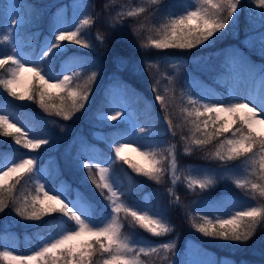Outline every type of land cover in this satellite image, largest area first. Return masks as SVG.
Listing matches in <instances>:
<instances>
[{
  "label": "snow or ice",
  "instance_id": "6c2138e0",
  "mask_svg": "<svg viewBox=\"0 0 264 264\" xmlns=\"http://www.w3.org/2000/svg\"><path fill=\"white\" fill-rule=\"evenodd\" d=\"M150 3L158 5L160 0H150ZM3 4L4 0H0V5ZM256 5L257 8L264 9V0H256ZM88 6L79 4L77 8ZM7 7L9 9L6 16L8 33L3 34V42L12 44L13 54H0V68L9 62L12 67L8 70L7 78H0V86L16 100L35 101L49 115L54 113L65 121L72 119L75 113L85 108L91 96L90 86L80 89L79 86L73 87L72 81L90 70L91 75L87 77V80L91 84L98 78L103 68L91 57L75 56V54L71 64L63 60L57 67V60L69 52L70 44L84 49H95V44L86 39L87 32L82 29L98 22L99 17L94 19L92 15H87L72 27L54 25L52 28L54 41L46 38L36 59H21L18 58L19 50L12 40L11 33L16 28H22L27 17L15 11L18 7L16 3L13 2ZM101 11L108 12L110 8L105 4ZM241 11L242 0H195V5L189 2L187 6L175 4L170 7L161 6L151 12L148 7H136L127 11L122 7L111 21L106 22L109 23L114 34L122 35L126 18L150 13V18L161 17L159 26L156 28L160 38H150L147 45H141L142 48L151 47L161 52L169 49L190 51L212 46L219 37L224 35L227 28L238 23ZM0 18H5L3 9H0ZM250 27L251 32L246 38L254 45L258 44L260 50L264 52V11L258 13V19L252 21ZM133 31L135 32L136 29L134 28ZM97 39L101 44L105 42L103 36H98ZM192 59L198 62L202 58L194 56ZM113 60L123 66L124 58L119 53L114 54ZM159 62L170 65L178 72L184 59L165 52ZM142 63L144 68H138L137 71L150 69L154 62L146 60ZM69 71L71 74H66ZM213 71L218 77L224 79L225 87L230 89L229 99H206L205 93L196 92L189 77L182 78L183 88L188 91H182L181 96H188L187 104L190 107H185L181 111L186 116L187 122L195 129L191 145L194 148H201L219 139L220 143L214 156L225 163L243 158L255 165L258 157L259 176L261 180H264V65L257 69L243 56L229 54L223 57ZM22 72L32 74L34 85L24 93L16 90ZM166 78L170 84L180 83L172 73H168ZM158 84L159 81H156L151 88L155 94L154 100L167 110L169 105L166 103V95L160 94ZM249 87L250 90L246 95L239 94L241 88ZM166 93L167 89H165ZM13 111L14 109L6 101L0 103V135L13 136L14 145H19L28 151L11 156L0 154V213H3L11 202L16 215L24 220L40 221L45 216L59 214L62 221L67 218V222H74V226L63 230L57 236L50 237L38 250H33L31 255H13L12 251L5 250L0 251V260L8 264H143L141 255L149 256L163 251L172 253L171 264H181L175 259L179 254L174 251L176 248L174 242L153 243L134 231L139 228L153 237H160L171 232L173 228L167 219L166 210L158 206H137L134 201L129 203L122 201L120 199L122 194H119L115 187L116 178L109 175L107 166H100L99 158L90 149L82 150L75 159L80 162L82 169L88 171L87 179L95 185L100 196L107 200L108 204L101 207L99 201L79 190H77L76 199H70L67 195L70 186L66 185L57 189L51 179L53 170L37 167L38 150H41L42 146L55 145L58 138L51 134L32 136L30 130L22 125L17 126L18 121L13 117ZM124 115L123 110L115 111L114 115L98 113L97 120L105 126H107L106 121H115L118 126L123 123ZM144 131L143 127L139 128V132ZM168 133L175 136L171 120H167V128L162 135ZM105 142L111 150H114V159L128 164L137 174L158 183L165 175L173 185L178 182L177 152L174 145L168 146V155L164 160L157 159L155 151L141 152L140 155L148 162L146 166L141 167L122 155L133 141L108 138ZM192 151L193 147H185L186 153ZM17 152L18 149H14V153ZM106 159L109 162L113 160L110 156ZM94 167L99 176L98 179L92 174ZM55 171L59 173L58 166ZM199 171L192 169L185 178L189 189L198 186L201 190H205L214 184V178L210 176L204 179L193 178L192 172L199 174ZM24 173H28L29 179L34 180L35 195L17 198L15 188L21 183V175ZM9 180H12V183H9ZM234 183L236 187L245 189L249 185L245 179H235ZM250 191L264 198V184L251 183ZM168 192L169 196H172L173 189L170 188ZM172 202L179 204V197H174ZM203 206L210 207L217 214L209 218L206 213L197 210V215L192 217L191 227L204 237L232 242L237 249L245 246L259 228H264V207L251 206L239 201L233 202L227 209L219 201H206ZM122 212L125 214V219L129 221L127 225L121 219ZM224 215H227L226 219L222 218ZM197 218L199 223L196 222ZM125 226L130 230L127 236L123 235L122 231ZM84 235L94 239L82 241L81 237ZM97 255L102 258V262L94 261ZM162 259L167 261L169 257L165 255ZM183 264H236V262L224 257L214 260L186 261ZM240 264H248V262L242 260Z\"/></svg>",
  "mask_w": 264,
  "mask_h": 264
},
{
  "label": "trees",
  "instance_id": "16d2710c",
  "mask_svg": "<svg viewBox=\"0 0 264 264\" xmlns=\"http://www.w3.org/2000/svg\"><path fill=\"white\" fill-rule=\"evenodd\" d=\"M64 1H66L69 7H71L70 0H21L27 17L25 25L21 28L22 32H39L34 35L31 42L38 43L47 36H54L52 32V28L54 26L52 18L53 12L54 9L60 7ZM182 1L183 0H160L158 5H149L146 7H148L151 12V10L161 6L170 7L174 4L180 5V2ZM85 4L89 5L86 7L87 15H92L94 19L99 17L98 22L94 23L90 27H85L82 30L87 32L86 39L94 42L97 52L93 53V51L89 49H84L71 44L69 45V52L90 51L93 55H95L92 60L101 65L103 70L99 72L98 78L94 82H91V84L87 80V77L91 75L90 70L85 71L79 78L72 81V86H79L80 89H86L90 86L91 96L85 108L80 112L75 113L73 118L66 122H73L77 127H85L86 121L84 118H95L94 112L96 113L97 110L100 109L106 102L108 96L107 87L110 85H116L117 87L122 88L127 99L131 101L137 109H141L143 111V116L157 115L158 119L166 126V128L167 120H171L175 136L173 137L171 133H168L166 136L169 138L171 143L170 146H175L177 159H181L183 161L206 162L213 166L222 168L237 165L242 167L245 166L247 169L251 170L253 177L256 179V183L264 184V180H261L259 176L258 157L256 158L257 163L255 165L251 164L249 161H245L243 158L227 163L215 158L214 154L220 143L219 139L213 140L211 143L201 148H194L193 146V151L189 154H183L180 152L178 150V146H182V143L188 139L191 140L195 132V129L187 122L186 116L182 114L181 111L185 107H190L187 104L188 96L184 95L182 97V91L178 93L179 96L172 100L173 110L171 111V114H169L168 119L163 112L166 110H162L159 104L153 100L154 94L151 91L152 85L147 74L142 71H137L136 69L139 67L135 64L136 58L140 56L161 57L165 55V52L173 56L188 58L194 56L202 57L205 55L214 56V54L217 53L218 56L215 60H219L221 62L224 53H226L229 48L241 47L246 53H248L253 64L261 63L264 65V52L260 50L259 45H254L249 42L248 39L242 41L243 36L251 32V22L258 19V13L264 11V9L256 8V5H250L248 2L242 1V11L238 17V23L227 28L224 35L219 37L212 46L195 48L190 51L169 49L165 50V52H161L160 50H156L151 47L147 49L141 47V45H147L150 38H160L156 28L159 26L161 17L153 19L150 18V13H144L143 15L136 17L126 18L127 23L123 29V34H114L112 29L109 27V23L106 22L111 21L114 17L111 9L108 12L101 11L105 4L109 6L107 0H91V3L90 0H85ZM0 9H3V5H0ZM3 13L5 18H0V25H3L4 22L7 21L5 9H3ZM134 28L136 29L135 32L133 31ZM2 31L3 27H0V46L4 44L7 50H9L8 44L3 42V36L1 34ZM98 36H103L105 38V42L103 44H101V42L97 39ZM115 53H119L122 57L128 59V62L123 66L116 64L113 60ZM63 57L64 56L60 57V59ZM60 59L57 60V67L59 66ZM10 65L11 62L0 68V78H3V75L8 72ZM33 86L31 75L30 81L22 88L18 89L17 92L24 93ZM5 101L12 109H14L12 114H15V116L29 113L43 116H54L59 120L65 121L61 117L56 116L54 113L49 115L44 112L35 101L16 100L15 98L9 96L3 87L0 86V102L4 103ZM57 103H59V101H57ZM17 126L19 127L20 125ZM9 131L13 130L9 129ZM13 135H15L14 132ZM226 135L230 136V134ZM97 141L105 145L102 140ZM67 143L68 141L66 143L57 142L51 147L42 146V149L38 150L39 163L45 164V162L48 161L51 170H53L52 180L54 182L65 179L70 183V193H72L74 186H77L81 191L88 193L94 199L99 201L101 207H103L107 204V200L100 196L99 190L96 189L95 185L87 179L88 171L80 167V162L75 159L76 156H73L71 153H64V148ZM14 149H18V152L14 153ZM26 151L28 150L23 149L19 145H14L13 136L6 137L0 135V154H4L6 156L11 154L18 155ZM163 152L165 155L166 153L168 154V151L165 149H163ZM129 160L133 164H136L132 159ZM57 161L60 162L58 174L54 170V168L56 169L55 165L53 168V164ZM118 170H120V168H118ZM92 174L96 176L94 168L92 169ZM119 174L122 180L128 183V187L137 191L138 194L154 188L160 189L161 198L159 200L154 198L153 202L156 206L166 210L167 219L173 228L171 232L160 237H153L139 228L134 229L136 233L153 239L175 236L178 239L175 249L181 252H183L185 240L191 238L200 244L201 247L212 250L217 254L229 255L238 263H240L243 259L250 264H264V256H262V253H264V228H259L254 237L247 242L245 246L239 249L235 248L232 245V242L204 237L191 227L192 217L194 216L187 214V212H185L181 207L180 203L174 204L172 202L176 196H178L180 200L185 199L186 195H188V193L184 192L179 184L176 183L173 185L170 179H165L160 184L157 181H148L144 179L142 175L134 172L128 164H125L124 170L119 171ZM8 182L12 183V180H9ZM35 187L36 185L34 180L29 179L28 173H24L21 175V183L15 188V195L17 198H22L25 195H35ZM170 188L173 189L172 196H169L168 190ZM208 190H210L212 194H216L226 190L238 191L239 188L232 182L225 184L222 180H219L211 187V189H207L206 191ZM255 197L259 207H264V198L260 197L258 193L255 194ZM13 209L14 205L9 202L8 207L4 209V212L0 213V234L2 232H6L7 234L14 235L21 247H24L34 241L39 234L54 231L61 221L59 214H56L55 216H45L40 221H27L17 216ZM120 215L122 216V220H124L125 225H127L129 221L125 219V214L122 212ZM63 221L67 222V218H64ZM196 222H200L198 218L196 219ZM123 231L130 234V230L127 226H125ZM94 261L102 262V258L97 255L94 257ZM0 264H6V261L0 260Z\"/></svg>",
  "mask_w": 264,
  "mask_h": 264
},
{
  "label": "rangeland",
  "instance_id": "374dc122",
  "mask_svg": "<svg viewBox=\"0 0 264 264\" xmlns=\"http://www.w3.org/2000/svg\"><path fill=\"white\" fill-rule=\"evenodd\" d=\"M84 0H74L72 6L71 16H67V9L61 8L59 9L54 17V23L58 27H72L74 24H78L80 19H82L86 13L85 8H77V5L84 4ZM16 3L18 7L15 9L16 12L20 13L23 16H26V12L21 7L20 0H5V9L8 12V5L12 3ZM191 2L195 5V0H186L182 5L187 6L188 3ZM256 4V0H253ZM110 7L113 11L114 16L116 12L120 11L121 8L125 11L135 9L136 7H144L147 4H150V0H109ZM126 24V21H125ZM8 21L5 23V34L8 33ZM12 40L15 42V46L18 48V58L21 59H31L34 60L40 54L41 45L44 44L45 39L42 40L40 43H30L32 41V34H25L21 31L20 28H16L14 32L11 33ZM55 37H48V40L54 41ZM35 43V44H34ZM26 44V45H25ZM0 54L3 55H11L12 53V44L9 43V51L5 47V45L0 46ZM85 56L93 58L95 55L87 54L84 52H71L67 54L64 58H61V61L67 60L69 64H71L72 60L75 56ZM229 54H236L238 56H243L248 62L251 64L250 60L248 59V54L241 53V50H234L229 49L225 55ZM184 62L180 64L179 71L176 72L170 65L161 63L160 57L159 58H152V57H139L136 60V63L141 69L144 68L143 61H153L150 69L143 70L148 76L151 85L156 84V81H159L157 85L160 94L166 95V103L169 105L166 111H163L166 117L169 119V114H171L172 108V100L179 96V92L183 88V79L185 76L189 77L192 80L193 88L199 94L200 92L205 93L206 99L209 100H219L229 99V92L230 89L223 85V89H218L215 86V83L212 82L214 80L221 81L225 84L223 78L218 77L213 69L220 63L219 60H214L215 57L207 56L203 57L200 61L194 62L193 59L183 58ZM60 61V62H61ZM127 63V59L124 58L123 64ZM28 66V65H26ZM255 68L259 69L262 65H254ZM12 65L10 66V68ZM59 67V66H58ZM9 68V69H10ZM73 70H75V66L73 65ZM168 73H172L177 80L180 81L179 84H170L166 78ZM66 74H71V71L67 72ZM31 73L22 72L20 74V83L17 85L16 90L22 88L30 79ZM153 77L155 79H153ZM7 78V76H6ZM165 89H167V93L165 94ZM187 90V89H185ZM248 89L241 88L239 91L240 95H246ZM188 91V90H187ZM153 93V92H152ZM154 94V93H153ZM107 99L106 102L101 106L100 109L97 110L95 114V118H84L86 121L85 127H77L73 122L70 123H61L62 120H59L58 125L53 126H45L47 123L46 121H53L52 118L38 116L36 114L32 115L29 113L19 114L15 116L12 114L18 124L23 126L25 129L30 130L32 136H44L47 134H51L58 138L57 142L60 143H68L65 145L64 153H71L73 156H77L84 149H90L92 152L96 154V157L99 158V163L101 167L107 166L109 168V175L114 176L116 178V190L120 196V199L125 203L135 202L137 206L141 207H151L156 206L153 202V199H160L161 198V190L154 188L149 191H145L141 194H138L137 191L130 189L128 187V183L124 182L119 174V171H123L125 168V163L120 160H115V152L111 150L108 144L105 142L108 138H119L123 140H131L133 143L124 150L122 155L126 158L132 159L136 165L144 167L147 165V160L145 157L140 155L143 151H155L157 154V159L164 160V158L168 155L163 152L164 148H168L171 145L169 138L166 135H162L165 132V125L160 122L157 118V115H148L143 116V111L141 109H137L131 101L127 99L125 96L122 88L117 87L116 85H110L107 87ZM155 95V94H154ZM155 97V96H154ZM153 97V100H154ZM155 102V100H154ZM2 103V102H1ZM159 104L158 102H156ZM161 109L163 110L162 106L159 104ZM123 110L125 113L123 117V123L117 126V122L115 121H106V125L101 124L97 120L98 113H106L107 115H114L115 111ZM93 114V115H94ZM143 127L145 131L143 133L139 132V128ZM97 140H104V144L99 143ZM187 142V143H186ZM186 142H183L182 150L185 151V147H191V140L188 139ZM135 149V150H134ZM167 150V149H166ZM178 150L180 147L178 146ZM27 153V152H24ZM112 157V162H109L106 157ZM64 159V157H63ZM18 162V161H17ZM167 161L165 160V166ZM177 176L179 177L178 182L182 184L183 187L186 188V195L185 199H180L179 203L185 212H188L191 215H197V210L200 212L206 213L209 218H213L217 213L212 210L210 207H204V202H212V201H219L224 204L225 209L231 207L233 202L239 201L243 204H250L251 206L258 207V203H256L255 195L250 191L251 183H256L255 177H253L251 170L247 169L245 166H229V167H217L211 164H203V163H186L181 159H177ZM59 168L60 162H55L53 164V168ZM37 167L41 169H51L48 162L45 164H39ZM120 168V170H118ZM95 173L97 179L99 178L96 168ZM196 169L200 170L199 174L196 172H192L193 178L196 179H204L206 176H210L214 178V184L217 181L222 180L225 184L234 182L235 179H245L249 182L248 188H239L238 191H222L221 193L212 194L210 190L206 191L207 189H211V187L201 190L198 186L194 189H189L186 183V177L189 175L190 170ZM55 170V168H54ZM235 170V171H233ZM144 179L151 181L147 177L142 176ZM52 179V177H51ZM165 179H169L167 175H165L162 180L159 182L162 183ZM155 181V180H152ZM54 186L57 189H61L65 187L67 181H57L54 182L52 180ZM170 182V181H169ZM212 185V186H213ZM70 189V188H69ZM213 190V189H212ZM214 191V190H213ZM77 190L74 188L73 192L70 193L69 190L67 195L70 199H76ZM108 204V201H107ZM106 204V205H107ZM242 210V209H241ZM187 213V214H188ZM234 214V212H233ZM121 216V215H120ZM222 218H227V215H224ZM121 219L122 216H121ZM74 226V222L71 223H59L57 229L53 232H49L45 235H40L38 239L33 242L29 243L25 247H20L18 245V240L14 235L7 234L6 232H2L0 234V251H12L13 255H31L33 250H38L40 246H42L43 242L48 240L50 237L57 236L63 230ZM171 226V223H170ZM124 230V229H123ZM122 230V231H123ZM123 235H129L123 231ZM90 236L84 235L81 237L82 241L89 240ZM145 240H150L153 243H160V242H174L175 245L177 244L178 239L176 237H164V238H147L143 237ZM176 249H174L175 251ZM185 252H181L176 250L175 252L178 253L175 259L181 264L186 261H198V260H214L217 258H228L229 260H233L228 256L220 257L213 252H209L201 248L197 245L192 239H188L186 242ZM167 255L169 260L162 259L163 256ZM172 253H165L160 251L158 254H152L149 256L141 255V260L143 264H171ZM243 260V259H242ZM241 260V261H242ZM246 261V260H243ZM8 264V262H6ZM238 264V263H236ZM249 264V263H248ZM254 264H261V263H254Z\"/></svg>",
  "mask_w": 264,
  "mask_h": 264
}]
</instances>
